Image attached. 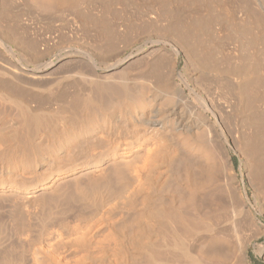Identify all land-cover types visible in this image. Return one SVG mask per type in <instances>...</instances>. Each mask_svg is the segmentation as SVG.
Instances as JSON below:
<instances>
[{
  "label": "bare ground",
  "instance_id": "obj_1",
  "mask_svg": "<svg viewBox=\"0 0 264 264\" xmlns=\"http://www.w3.org/2000/svg\"><path fill=\"white\" fill-rule=\"evenodd\" d=\"M76 1L0 0V264H217L216 249V260L207 250L215 242L206 240L211 232L204 238L210 247L198 242L229 218L217 208L200 210L203 187L213 184L203 176L216 180L224 173L233 143L248 170L256 165L252 172L264 187V67L258 72L256 66L263 53L258 46L264 47V0H230L232 9L210 5L220 0H191L207 13L192 14L188 24L177 20L182 8L173 7L179 14L171 17V0H152L178 17L172 22L159 13L171 21L165 30L174 37L166 38L162 27L163 44L170 45L163 48L173 58L183 53L196 68L193 81L182 73L164 81L160 72L165 83L153 78L161 84L132 78L134 65L125 63L134 56L109 64L83 44L78 48L79 38L110 53L120 33L107 15L78 13ZM29 4L46 12L38 24L27 17ZM144 63L141 74H151L153 64ZM239 116L255 127L247 141L234 134ZM236 186L233 193L225 187L231 207L216 205L222 212L228 205L238 227L248 221L259 227Z\"/></svg>",
  "mask_w": 264,
  "mask_h": 264
},
{
  "label": "rangeland",
  "instance_id": "obj_2",
  "mask_svg": "<svg viewBox=\"0 0 264 264\" xmlns=\"http://www.w3.org/2000/svg\"><path fill=\"white\" fill-rule=\"evenodd\" d=\"M102 1H104V0H77L76 2L78 3V5H79V7H78V13H89V14H93V15H105V17H107L108 16V19L110 18L111 20L113 19V23H114V28H118L117 30H118V33H120V41H118V43H117V46L115 47V49H113V50H111L110 51V53L108 52V51H104V50H100V49H98V48H95L94 47V45L92 46V44H88V43H86V42H84V41H82V40H79V38L77 39V43H79L78 44V48H82V44H83V47H84V49L86 48V49H88V50H90L91 49V51L90 52H94L95 54L94 55H96L97 56V60H101L102 59V61H108V63L109 64H113L114 62H116L117 60H119V59H124V60H127L129 57H132V56H134L133 58H131V60H127L126 61V63L125 64H128L129 65V63L131 64H133L134 65V67L132 66V68H134L135 69V73L133 72L132 73V78H134L135 80L137 79L138 81L139 80H141L140 78H146V79H149V80H153L154 82H156L157 80L155 79V78H153L154 76H156L157 77V79L159 78H162L165 74L164 73H166V76L164 77V79H166V77L168 76L169 78H171L172 80H173V78H175V79H177V77H178V75L179 74H183L184 75V77H186L185 79H187V80H190L191 81V79H192V81L194 80V76H195V72H194V70H196V68L193 66V65H187V60H186V56L183 54V53H181V54H179V56L178 57H176V58H173V56H171V54H170V51L169 50H167V49H164L163 47H165V46H167V47H170V45H166V44H163V40H165L169 35H168V30L166 29L167 27H168V25L167 24H169V22L171 23V21L173 20H175V19H177L178 17H179V19H177V20H181V21H184V23H186V24H188L189 22H191V21H194V20H192V17H199L200 15H198V13H201V12H203L204 14H206L207 12H205L204 11V7L202 6V2L200 3V2H191V0H186V2L187 1H190V3L192 4H194V6L192 5L191 6V4H188L189 6L187 7L186 6V2L185 1H181V0H171V2H170V4H171V6H169L172 10H170L169 9V11H170V13H171V11H172V13L174 12V9H173V7H177L176 9L178 10V12L179 11H181V9L180 8H182V13L181 12H179L181 15L179 16L178 15V17L177 18H175V19H173L174 17H176L177 16V14H179V13H176L177 11L175 10V12L172 14V16L171 15H169V16H167L166 14L169 12V11H167L166 9V11H164V9H163V11H162V8H160L158 5L156 6H152L151 4H150V2L152 1V0H109V1H107V3H109L108 5V7L109 8H106L107 6H106V4L107 3H102ZM105 1V2H106ZM170 1V0H169ZM172 1H173V3L175 2V4H174V6H172L173 5V3H172ZM178 3H177V2ZM180 1L181 2H183V4H185L184 6H183V4L181 5L180 4ZM132 2L133 3H135V5H132ZM185 2V3H184ZM139 3V4H138ZM188 3V2H187ZM198 3H200V5L202 6V8H201V6L200 5H198ZM178 4V5H177ZM179 4H180V6H179ZM197 4V6H195ZM103 5H104V7H103ZM169 5V4H168ZM211 6H215L216 7V9H217V7H221L222 9H232L233 8V5H234V3L232 2V1H230V0H220V1H218V2H212L211 4H210ZM33 5H31L30 6V4H29V8L27 9V17L29 18V19H31L35 24H38L39 22H38V19L37 18H40L43 14H46V12H41V11H38L37 9H35L34 7H32ZM200 6V7H199ZM137 7V8H136ZM215 7H214V9H215ZM219 7V8H220ZM155 8H157V9H159V11L157 10V9H155ZM184 8H186V10L184 9ZM184 9V10H183ZM206 9V8H205ZM213 9V10H214ZM222 9H219V11H221ZM201 12H200V11ZM213 10H212V13H215V12H217V11H215L214 10V12H213ZM239 10V9H238ZM81 11V12H80ZM83 11V12H82ZM164 12V14H165V12H166V16L168 17V18H171V17H173V18H171V21L170 20H168V18L166 17L165 18V15H164V17L162 16V15H159V13H163ZM196 12H197V15H196ZM211 12V11H210ZM238 12V11H237ZM175 13H176V15H175ZM186 13H188L189 15H187ZM202 13V15H204ZM169 14V13H168ZM185 14H186V16H185ZM193 14V16L191 17V15ZM107 15V16H106ZM159 15V16H158ZM175 15V16H174ZM161 16H162V18H161ZM171 16V17H170ZM183 16H185V17H183ZM187 16H190L191 18H189V20H188V18H187ZM112 17V18H111ZM160 17V18H159ZM183 17V18H182ZM130 18H133V19H130ZM164 18V19H163ZM184 18H185V20H184ZM193 18V19H194ZM236 18H238V15H237V13H236ZM154 19H157L156 21H158V22H156V21H153ZM159 19V20H158ZM162 19V20H161ZM190 19H191V21H190ZM131 20H133V21H131ZM152 20V21H151ZM169 21V22H167L166 23V21ZM162 21V22H161ZM172 21V22H173ZM175 22V21H174ZM149 23V24H148ZM157 23V24H156ZM163 23V24H162ZM148 24V25H147ZM160 24V25H159ZM161 24L162 25H165V26H161ZM149 25H152V26H154V27H152V26H149ZM167 25V26H166ZM132 26V27H131ZM135 27V28H134ZM162 27L164 28V30H165V33L162 31ZM222 27V26H221ZM221 27H217V25L214 27V28H217V29H219L220 30V28ZM132 28V29H131ZM163 33H164V35H165V37H163L164 35H163ZM160 34H162V35H160ZM166 34L168 35V36H166ZM160 36H162L161 38H159ZM101 37H102V35H101ZM104 37V36H103ZM171 36H169L168 37V39L170 38ZM173 37V36H172ZM172 37L169 39V40H172V41H174L173 39H172ZM165 38V39H164ZM174 38V37H173ZM80 41H81V43H80ZM158 43H160V44H158ZM231 44H236L235 42H231ZM232 45V46H233ZM150 47V48H149ZM158 47V48H157ZM155 48V49H154ZM258 48H260V50H262L263 51V53L260 55V57H259V59H258V65H256L257 66V68H258V72L259 71H261V69L264 67V47H263V45L262 44H260L259 46H258ZM140 50H144V52H143V54L141 53V54H139V55H137L138 54V51H140ZM147 50V51H146ZM108 52V53H107ZM146 52H148V54L146 53ZM151 52H152V55H151ZM169 52V53H168ZM151 55L150 57H146V55ZM154 54V55H153ZM141 55H144V56H141ZM140 56V57H139ZM159 58H158V57ZM221 56H222V54L221 53H219V52H217L216 51V57L217 58H220L221 59ZM233 56V55H232ZM127 57V58H126ZM142 57H145V59L147 60H143L142 59ZM156 57H157V60H156V62H155V59H156ZM164 57V58H163ZM126 58V59H125ZM137 58V59H136ZM160 58H163L162 60L160 59ZM166 58V59H165ZM170 58H171V61H170ZM173 58V59H172ZM137 61H136V60ZM140 59L142 60V62L140 61ZM176 59V60H175ZM134 60V61H133ZM153 60V61H152ZM158 60H161L162 62L160 63V61H158ZM164 60H167V61H170V62H168L167 63V61H165V63L166 64H164ZM174 62H173V61ZM159 63H158V62ZM140 62H141V65H140ZM144 62H146V63H148V64H157L158 63V65L159 64H162L161 66L162 67H160V65H159V67L155 64V66H151V67H149L150 68V73L151 74H149V71H146L145 73H142L141 74V72H140V70L143 68V64H145ZM172 62V65H173V68L171 67L172 65H170V63ZM139 65H138V64ZM124 64V66H126ZM169 64V65H168ZM136 65V66H135ZM165 65H166V67H165ZM169 67H168V66ZM175 65V66H174ZM187 65V66H186ZM138 66V67H137ZM156 69H155V68ZM160 68L161 70H159L158 68ZM169 69H168V68ZM141 68V69H140ZM152 68V69H151ZM155 70H154V69ZM164 68V69H163ZM171 68V69H170ZM175 68V69H174ZM188 69V70H187ZM154 70V71H153ZM159 70V71H158ZM163 70V71H162ZM164 70H166L165 72H164ZM184 70V71H183ZM187 70V71H186ZM103 71V70H102ZM156 71H158V76L157 75H153V73L154 74H156L157 72ZM153 72V73H152ZM156 72V73H155ZM163 73L162 75L163 76H161L160 74L161 73ZM175 72V73H174ZM186 72V73H185ZM188 72V73H187ZM135 74V75H134ZM172 74H173V76H172ZM146 75V76H145ZM148 75H149V77H148ZM188 75V76H187ZM138 76V77H137ZM141 76V77H140ZM161 76V77H160ZM137 77V78H136ZM167 77V78H168ZM173 77V78H172ZM192 77V78H191ZM142 78V79H143ZM166 79V80H164V79H160L161 80V83H163L164 81H167V80H170V81H172L171 79ZM190 78V79H189ZM164 80V81H163ZM159 81V80H158ZM157 81V82H158ZM160 83V81L158 82V84H161ZM165 83V82H164ZM169 84L171 83V82H168ZM193 86H195V83L193 84ZM196 86L197 87H199L200 85L199 84H196ZM117 91H115V93H116ZM110 94V93H109ZM119 94V93H118ZM120 95V94H119ZM118 95V97H120ZM122 98V97H121ZM129 105H130V103H129ZM261 105V104H260ZM264 107V106H263ZM263 107L261 108L260 107V109H263ZM130 109L132 108L133 109V107H129ZM263 111H264V109H263ZM244 119L245 118H243L242 116H239L238 118H237V124H238V128H237V130H235L234 131V134L236 133H239L240 134V137L242 138V140L241 141H247V138L245 137V136H247V134H248V138H250V135H252L253 133H254V131H255V127H252L251 126V124H248V123H246L247 121H246V119H245V121H244ZM246 124H248V125H246ZM229 125L231 126H233V124L231 123H228L227 124V126L229 127ZM250 125V126H249ZM231 128H233V127H229V129L231 130V132H233L232 130H234V129H231ZM253 132V133H252ZM252 133V134H251ZM244 134V135H243ZM246 134V135H245ZM238 135V134H237ZM242 135V136H241ZM244 143H246V142H244ZM231 145H232V148L230 149V155H231V163H230V165H227L226 167H225V170L223 171L224 173H221V175L223 174V176L221 177V175H219V177L218 178H216V180H214L215 182H216V184H215V182H213V180L212 179H205V178H207V177H204L203 176V181H204V183L206 184V180H208V182L210 181V183L209 184H211V183H213V184H215L214 186H213V184H211L212 186H211V188L209 187L210 185H207L208 187H205L206 185H204V187H203V189H205V191H204V195L202 194V197L201 196H199V198L198 199H200V204H199V201L197 202L199 205V207L201 206V203H203L202 204V208H200V210L202 211V209H203V213H205V211L208 213V212H210V211H213V209L214 210H216V208L218 209V211L220 210V212L218 213V214H222V215H224V217L225 218H229L230 219V217H231V214H232V216H233V212L232 211H230V212H232V213H230L229 211H227L226 209L228 208V207H231L230 206V202L228 203V202H225V198H227V197H225V195H228V194H230L231 192L233 193V190H234V186H240V187H242V190H243V192L245 193V195H247V200L249 201V204H250V206H251V208L253 209V212H254V214H255V216L257 217V219H258V221L260 222V226L258 227L257 225H254V224H251V223H249L250 221H248V224H247V222L246 223H243L242 224V226H244V229H242V228H240V227H238V226H240V223L238 224L237 222L235 223V221L236 220H238V219H232V217H231V221L229 220V219H227V220H225V223H224V221H223V223H222V225H220V226H218V227H220L221 229H225V230H222L221 232L222 233H220V228H219V231H217L218 229V227L217 226H215L216 227V229L217 230H215V231H217V233H214L215 231H214V229H215V227H213V228H211V230L209 231V233L207 234V232H205L206 234L204 235V233L202 234L203 236L201 237V240L200 241H202V243L200 242H198V247H206V248H208L207 246H209L210 247V244L213 246V247H210V249L211 250H209V249H207L208 251H210V254L209 255H211V253H212V255L214 254V252H215V250H214V252H212L213 250H212V248H215L216 249V254L218 253V255H216V254H214L215 256H216V258L217 257H219L218 258V260L219 261H217L216 260V258L214 257V255L212 256V258H215V263L217 262V264H234V261L233 260H235L236 259V256L238 255V254H243V256H244V259H245V261H244V259H243V256L242 255H239V257L238 258H242L241 260L243 261V262H241L240 261V259H238L239 261L238 262H241L242 264L244 263V264H264V251H261V249H264V196H263V194H264V187L262 186V185H260L259 184V182H258V180H257V177H256V172L254 173V172H252V170L254 169V167L256 166V165H254V167H253V165H251V170H248L247 169V166H246V164H244L245 162H244V160L245 159H243V157H242V155H241V153L237 150V148L234 146V144L233 143H231ZM263 148H264V146H263ZM263 148H262V152H263ZM261 152V156L262 157H260L262 160H264V155H263V153ZM247 157V156H246ZM248 158V157H247ZM251 162V161H250ZM253 162V161H252ZM251 162V164H253ZM254 164H255V161H254ZM232 167V168H231ZM232 170H231V169ZM256 169V168H255ZM254 169V171H256ZM196 170H197V168H196ZM227 171H230L229 172V176L227 175V174H225ZM252 172V175H251V173L250 172ZM195 173V172H194ZM228 173V172H227ZM232 173V174H231ZM234 173V174H233ZM199 173H197L196 175H197V177L198 178H200L199 177V175H198ZM230 175H231V177H230ZM228 178H227V177ZM252 176H253V179H251L252 178ZM255 176V177H254ZM196 177V176H195ZM225 177V178H224ZM233 177L235 178V179H233ZM227 178V179H226ZM229 178H231V179H229ZM205 179V180H204ZM218 179H220V180H222V183H223V185L226 183H229V184H231V186H232V188L233 189H231L230 187L231 186H229V184H228V187H227V185L225 184V186H223L222 185V183H220L219 181L220 180H218ZM228 179L230 180V181H228ZM202 180L200 179H198V182L199 181H201L202 182ZM211 180H212V182H211ZM218 180V181H217ZM224 180V181H223ZM234 180V181H233ZM206 181V182H205ZM226 181V182H225ZM252 181H253V183H252ZM255 181V182H254ZM200 182V183H201ZM207 182V183H208ZM217 182H219V183H217ZM231 182V183H230ZM256 182H257V184H256ZM198 185H199V183H197ZM201 184H203V183H201ZM218 184H220V185H218ZM216 185H218L219 187H217ZM222 185V187H220ZM256 185H258V186H256ZM262 186V187H260V186ZM200 187H202L201 185H199ZM236 186V187H237ZM227 188V190H231V192H227V190H226V188ZM259 187H260V189H259ZM217 188V189H216ZM219 188V189H218ZM221 188V189H220ZM214 189V190H213ZM225 189V190H224ZM218 192H217V191ZM258 190H260V191H258ZM206 191H209V192H206ZM211 191V192H210ZM235 191V190H234ZM255 191H257V192H255ZM219 192H221V193H219ZM225 192V193H224ZM181 194V193H180ZM184 194V193H183ZM190 194V193H189ZM188 194V195H189ZM256 194H258L257 196H256ZM182 195V194H181ZM186 195H187V192H186V194L185 195H183L185 198H188V197H192V196H188L187 195V197H186ZM208 195V196H207ZM210 195V196H209ZM212 195V196H211ZM224 197H223V196ZM178 196H180V195H178ZM177 196V197H178ZM183 197V198H184ZM206 197V198H205ZM212 197V198H211ZM179 198H181L182 199V197H179ZM178 198V199H179ZM190 198H188V199H190ZM193 199H195L194 197H192ZM214 198V199H213ZM181 199H179V200H181ZM183 200V199H182ZM213 200H214V202H213ZM185 201H189V200H185ZM190 201H193L192 199L190 200ZM223 201V202H222ZM227 201V200H226ZM218 204V202H219V206L221 205V207L223 208V204H224V206H225V203H227V204H229V206L228 205H226V207H224V210H223V212H226L227 211V215H226V213L224 214L223 212H222V209L221 208H218L219 206H217L216 205V203ZM194 203V201L193 202H191L190 204H192V205H195V203ZM221 203H223V204H221ZM192 205L190 206V207H192ZM197 206V207H198ZM195 207V206H194ZM193 207V208H194ZM198 207V208H199ZM204 207V208H203ZM261 207V208H260ZM192 208V209H193ZM198 208L196 209V208H194L193 210L195 211H197L198 210ZM213 208V209H212ZM226 208V209H225ZM191 209V210H192ZM199 210V211H200ZM229 210H231V209H229ZM195 211V212H196ZM200 211V212H201ZM229 212V213H228ZM202 213V212H201ZM228 214H230L229 216H228ZM222 215H218L219 216V219L221 218V219H223L222 217H220V216H222ZM221 219H220V221H221ZM224 220V219H223ZM233 220H235V221H233ZM220 221H218L219 222V224H220ZM234 222V224L232 225V223H230V222ZM226 222H227V224H228V222H229V224L227 225L226 224ZM218 224V225H219ZM227 225V226H226ZM249 225V226H248ZM252 227H251V226ZM255 227H254V226ZM232 226V227H231ZM246 226V227H245ZM248 226V227H247ZM227 228H229L230 230H228ZM240 228V229H239ZM239 229V230H238ZM246 229V230H245ZM233 230V231H232ZM238 230V231H237ZM241 230H242V232H241ZM214 231V232H213ZM224 231V232H223ZM210 232H211V234L213 235V233H214V235H215V237H213L212 235H211V237L209 238H207L206 236H210ZM213 232V233H212ZM228 232V233H227ZM245 232V233H244ZM223 233H225V234H223ZM222 234V235H221ZM217 235V236H216ZM224 235V236H223ZM201 236V235H200ZM220 237V238H219ZM236 237V238H235ZM239 237V238H238ZM206 240H209L210 242H212L211 240H212V238L215 240V242L214 243H216L217 242V246H218V248L217 247H215L214 245V243L212 242V243H210L209 241L207 242H205L204 240L205 239ZM219 238V239H218ZM217 239V240H216ZM224 239V240H223ZM221 242H220V241ZM248 242H247V241ZM222 241H224V242H222ZM245 241V242H244ZM203 242L204 243H206V245L205 244H203ZM247 242V243H246ZM207 243H210V244H208L207 245ZM201 244V245H200ZM246 244V245H245ZM222 245V246H221ZM224 246V247H223ZM226 246V247H225ZM240 246V247H239ZM242 246V247H241ZM245 246V247H244ZM219 247H220V250H219ZM201 248L199 249V251H201L200 253H202L203 252V249L201 250ZM222 248V249H221ZM240 248V249H239ZM244 250H243V249ZM197 249V250H198ZM217 249L219 250V251H217ZM239 250V251H238ZM240 250L242 251V252H240ZM246 250V251H245ZM235 251L237 252V253H235ZM205 252H207L205 249H204V252L202 253V254H204ZM240 252V253H239ZM243 252H245V253H243ZM208 253V252H207ZM206 253V254H207ZM205 254V255H206ZM231 254H232V256H233V254H234V256L232 257L231 256ZM209 255H207V257L209 256ZM227 255V256H226ZM229 255H230V257H229ZM236 255V256H235ZM220 256H223L222 258L220 257ZM206 257V258H207ZM210 257V259H211V256H209ZM209 257H208V260H210L209 259ZM229 257V258H228ZM235 257V258H234ZM236 259V260H237ZM214 260V259H213ZM236 260H235V264H240V263H238V262H236ZM221 261V262H220ZM233 263H232V262ZM223 262V263H222ZM229 262V263H228ZM231 262V263H230ZM211 263H213V262H211ZM214 264V263H213Z\"/></svg>",
  "mask_w": 264,
  "mask_h": 264
}]
</instances>
